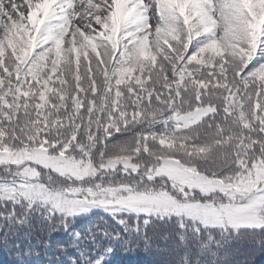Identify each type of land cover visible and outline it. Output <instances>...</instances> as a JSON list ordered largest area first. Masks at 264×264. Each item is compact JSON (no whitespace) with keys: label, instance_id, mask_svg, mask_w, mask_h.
Returning a JSON list of instances; mask_svg holds the SVG:
<instances>
[{"label":"snow or ice","instance_id":"1","mask_svg":"<svg viewBox=\"0 0 264 264\" xmlns=\"http://www.w3.org/2000/svg\"><path fill=\"white\" fill-rule=\"evenodd\" d=\"M245 243L264 247V0H0L17 264H227Z\"/></svg>","mask_w":264,"mask_h":264},{"label":"trees","instance_id":"2","mask_svg":"<svg viewBox=\"0 0 264 264\" xmlns=\"http://www.w3.org/2000/svg\"><path fill=\"white\" fill-rule=\"evenodd\" d=\"M240 251L234 258H229L227 264H264V247L259 244L245 243L240 245ZM39 255L28 257L31 264H53L55 252L49 250L47 253L43 249H39ZM160 257L152 252L139 250L136 253L123 254L118 252L112 264H158ZM0 264H17V256L13 251L0 247Z\"/></svg>","mask_w":264,"mask_h":264}]
</instances>
